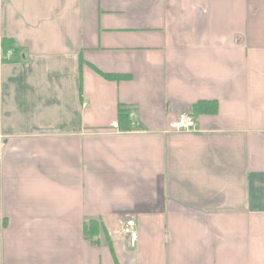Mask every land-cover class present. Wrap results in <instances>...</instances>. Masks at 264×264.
Segmentation results:
<instances>
[{
	"label": "crops",
	"instance_id": "obj_1",
	"mask_svg": "<svg viewBox=\"0 0 264 264\" xmlns=\"http://www.w3.org/2000/svg\"><path fill=\"white\" fill-rule=\"evenodd\" d=\"M4 38L0 264H264V0H0Z\"/></svg>",
	"mask_w": 264,
	"mask_h": 264
},
{
	"label": "trees",
	"instance_id": "obj_2",
	"mask_svg": "<svg viewBox=\"0 0 264 264\" xmlns=\"http://www.w3.org/2000/svg\"><path fill=\"white\" fill-rule=\"evenodd\" d=\"M8 52H10L9 56H7ZM0 60L3 63H16L22 61L21 56L18 55L17 51L15 50L14 44L11 40L4 38L0 40ZM106 80H120L125 77L120 75H101ZM207 106V107H204ZM201 107L204 110L214 111L215 105L213 103L208 102H201L192 107V111H196L201 109ZM206 108V109H205ZM132 125L130 120V113L126 109L119 108L118 111V117H117V129L120 132H128L130 131ZM93 224H90V228ZM95 235L90 234L89 235V241L90 243H94V241H91L92 238H94ZM95 244V243H94Z\"/></svg>",
	"mask_w": 264,
	"mask_h": 264
},
{
	"label": "built area",
	"instance_id": "obj_3",
	"mask_svg": "<svg viewBox=\"0 0 264 264\" xmlns=\"http://www.w3.org/2000/svg\"><path fill=\"white\" fill-rule=\"evenodd\" d=\"M8 52L7 56H9ZM131 116V115H130ZM117 128V125L113 124ZM172 130L177 132H192L196 130V119L190 113H181L177 116V120L170 125ZM121 234L125 238L127 246L130 249L135 248L137 242L136 224L133 219L125 221L121 226Z\"/></svg>",
	"mask_w": 264,
	"mask_h": 264
},
{
	"label": "rangeland",
	"instance_id": "obj_4",
	"mask_svg": "<svg viewBox=\"0 0 264 264\" xmlns=\"http://www.w3.org/2000/svg\"><path fill=\"white\" fill-rule=\"evenodd\" d=\"M91 241H94V243H96L97 242L96 236L94 238H92ZM135 247H136V245H135Z\"/></svg>",
	"mask_w": 264,
	"mask_h": 264
}]
</instances>
